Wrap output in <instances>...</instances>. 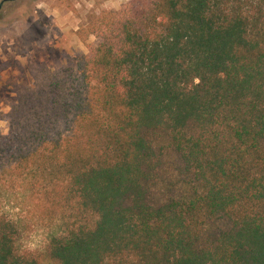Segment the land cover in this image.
Segmentation results:
<instances>
[{
	"label": "trees",
	"instance_id": "trees-1",
	"mask_svg": "<svg viewBox=\"0 0 264 264\" xmlns=\"http://www.w3.org/2000/svg\"><path fill=\"white\" fill-rule=\"evenodd\" d=\"M77 36L0 130V264H41L21 200L60 226L56 264H264V0H129ZM162 143L187 179L171 197Z\"/></svg>",
	"mask_w": 264,
	"mask_h": 264
},
{
	"label": "rangeland",
	"instance_id": "rangeland-1",
	"mask_svg": "<svg viewBox=\"0 0 264 264\" xmlns=\"http://www.w3.org/2000/svg\"><path fill=\"white\" fill-rule=\"evenodd\" d=\"M68 1V2H67ZM0 130L8 134L7 115L17 101L16 86L29 80L33 66L47 64L57 66L67 56L86 54L88 48L70 29L74 36L54 38L57 29L53 24L51 8L58 5L75 10V3L69 0H0ZM93 10V9H92ZM95 12L83 15L81 27L86 25ZM80 27V28H81ZM70 28V25H69ZM91 39L88 44H93ZM164 166L158 180L160 196L171 197L179 193L184 183L182 159L169 143H162ZM20 227V249L33 254L41 264H56L47 255V248L53 233L59 229L55 223L31 200H21V212L17 217ZM63 223H61L62 226Z\"/></svg>",
	"mask_w": 264,
	"mask_h": 264
},
{
	"label": "crops",
	"instance_id": "crops-1",
	"mask_svg": "<svg viewBox=\"0 0 264 264\" xmlns=\"http://www.w3.org/2000/svg\"><path fill=\"white\" fill-rule=\"evenodd\" d=\"M75 3V10H69L65 6L58 5L51 8L53 15V24L57 29L54 38L65 40L66 37L74 36L70 29H74L75 33L80 29L83 22V15L87 11L95 13L103 9H120L129 0H69ZM68 2V1H67ZM93 9V10H92ZM70 25V28H69ZM76 36V35H75ZM74 36V37H75Z\"/></svg>",
	"mask_w": 264,
	"mask_h": 264
},
{
	"label": "water",
	"instance_id": "water-1",
	"mask_svg": "<svg viewBox=\"0 0 264 264\" xmlns=\"http://www.w3.org/2000/svg\"><path fill=\"white\" fill-rule=\"evenodd\" d=\"M2 6H3V5L0 6V10L2 9Z\"/></svg>",
	"mask_w": 264,
	"mask_h": 264
},
{
	"label": "flooded vegetation",
	"instance_id": "flooded-vegetation-1",
	"mask_svg": "<svg viewBox=\"0 0 264 264\" xmlns=\"http://www.w3.org/2000/svg\"><path fill=\"white\" fill-rule=\"evenodd\" d=\"M6 1H11V0H6ZM1 5H3V4H1ZM3 7V6H2Z\"/></svg>",
	"mask_w": 264,
	"mask_h": 264
}]
</instances>
